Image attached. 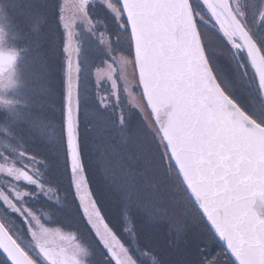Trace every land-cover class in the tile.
<instances>
[{
  "label": "snow or ice",
  "instance_id": "obj_1",
  "mask_svg": "<svg viewBox=\"0 0 264 264\" xmlns=\"http://www.w3.org/2000/svg\"><path fill=\"white\" fill-rule=\"evenodd\" d=\"M95 2L111 14L120 30L117 40L126 34L129 49L95 71L96 84L110 81L118 101L121 69L131 64L141 90L140 103L133 107L146 132L129 135L122 113L116 130L106 124L100 128L96 158L106 173L120 178L114 184L119 195L113 215L103 190L93 188L80 135L76 26L83 24L95 34L97 22L88 11L94 0H78L71 19L62 3L66 66L60 148L67 194L83 227L71 237L76 243L70 251L54 252L44 242L46 221L68 205L63 180L50 179L55 162L27 151L19 140L0 143V264H143L152 247L132 213L137 203L146 210L145 224L163 222L180 233L189 220H196L220 243L221 255L213 258L204 242L207 237H193L197 258L191 264H223L225 256L227 264H264V219L254 208L257 200L264 204V104L248 110L209 55L226 53L236 62L237 82H247L264 99V0ZM43 20V15L36 20V33ZM209 26L219 38L206 43L202 29ZM99 41L112 55L109 37L100 33ZM100 102L108 106L106 97ZM10 105L5 103L0 112ZM11 123L33 141L55 145V135H48L54 125L40 114L12 112ZM0 126L8 132L11 125ZM244 176L257 182L244 186ZM168 188L174 190L171 199Z\"/></svg>",
  "mask_w": 264,
  "mask_h": 264
},
{
  "label": "rangeland",
  "instance_id": "obj_2",
  "mask_svg": "<svg viewBox=\"0 0 264 264\" xmlns=\"http://www.w3.org/2000/svg\"><path fill=\"white\" fill-rule=\"evenodd\" d=\"M77 2L78 0H0V52L4 50L13 51L18 57L13 67L0 76V107L11 102L7 112H0V117L9 116L8 120L0 119V125L6 127L11 125L8 132L0 131V143L11 142L15 144L19 140L25 145L27 151L55 162V168L50 179L56 182L63 180L62 188L64 192L66 191L65 199L68 205L55 218L46 221L45 227L52 229L62 227L67 230H75L78 226L83 227L79 225V217L74 216V207L71 204L72 197L67 194L68 184L64 171V155L60 148L64 104L60 72L63 71L65 74L66 58L62 51L65 31L59 21V6L62 3L66 4L65 16L70 18V14L75 11L73 6ZM95 3L97 2L94 0V3L88 6V11L91 17L97 16L104 22L96 23L95 27L98 28L99 32L110 35V41H113L111 45L112 55H109L107 48L100 43L99 36L93 38V33L88 32L83 24L76 26V39L81 49L79 56L81 101L85 98L84 107L80 103V135L93 188L103 190L106 201L112 205L113 215H115L119 193L115 190L114 184L118 183L120 178L106 173L104 165L96 158L97 153L94 145L103 136L100 128L106 124L112 130H116L119 127L121 113L124 115L129 135L137 131L146 132V128L142 117L139 116L138 119L136 114L132 112L136 110L133 105L140 103V90L136 86L137 72L131 64H127L121 69L128 92L119 89L118 101L112 95L113 89L110 81L105 78L99 86L96 84L95 71L105 67L107 63H111L115 51L127 55L129 49L126 35L121 33L120 39L117 40L119 29L111 14L102 6L98 7V3ZM40 15H43L44 20L40 24L39 33H36L35 30L38 27L36 20ZM30 18L33 21L32 26L29 23ZM202 31L206 43L219 38V34L211 26L208 29H202ZM108 34L106 35L109 37ZM216 46L218 47V45ZM53 48L55 49L54 54ZM209 55L212 57V63L218 72L228 79L238 99L248 110L255 111L257 106L262 105L261 97L252 87L247 86V82H237L236 62L234 60H230L226 53L220 57L212 52ZM96 88L104 94L108 92L107 98L111 103L112 113L110 109L103 111L99 103L93 99L92 93L96 92ZM112 102L114 103L112 104ZM12 112H19L26 117L40 114L46 120H51L54 129L48 135H55V145L50 142L33 141L27 132H21L11 123ZM93 116L98 117V119H93ZM45 174L47 175V173ZM173 193L174 190L171 188L166 190L169 199L172 198ZM129 195L135 199L134 193ZM177 198L179 199V194H177ZM37 207H40L39 203ZM145 211L139 203L132 205V213L144 235L148 236L149 246L152 247V251L159 253L148 254L143 264H188L189 251L193 248V237H198L200 234L207 237L204 242L208 252L215 248L216 253L221 255V249L211 240V237L210 240L208 239L207 233L196 220H189L187 227L182 232L176 233L163 222L145 224ZM125 223L129 227L131 226L127 214H125ZM165 234L168 235L173 247L177 244L181 245L176 251L172 248L173 263L172 261L167 262L162 257L163 253L165 256L171 254L170 243L165 241ZM185 247H188L189 251L183 252ZM224 259L228 260L226 256ZM223 264H227V261H223Z\"/></svg>",
  "mask_w": 264,
  "mask_h": 264
},
{
  "label": "flooded vegetation",
  "instance_id": "obj_3",
  "mask_svg": "<svg viewBox=\"0 0 264 264\" xmlns=\"http://www.w3.org/2000/svg\"><path fill=\"white\" fill-rule=\"evenodd\" d=\"M42 167V166H41ZM62 187V186H61ZM63 189V188H62ZM48 228V227H46ZM78 235L77 230H70L65 229L62 227L58 228H48V232L45 234L44 242L54 251V252H60L61 250L67 249L71 250L74 247V244L76 243L71 239L72 236ZM167 235V234H165ZM173 246V245H172ZM172 246L170 244V253L168 256H165V253H163V258L169 262L172 261L173 263V252H172ZM86 247V246H85ZM188 247H185L183 252L189 251L187 249Z\"/></svg>",
  "mask_w": 264,
  "mask_h": 264
},
{
  "label": "water",
  "instance_id": "obj_4",
  "mask_svg": "<svg viewBox=\"0 0 264 264\" xmlns=\"http://www.w3.org/2000/svg\"><path fill=\"white\" fill-rule=\"evenodd\" d=\"M14 55L10 54H0V72H3L7 70L12 65V57ZM16 59V56H14ZM166 117H162V119H165ZM240 182L244 186H248L251 184L256 183L257 181L251 177V176H244L240 178ZM255 211L257 212V215L264 219V204H262L259 200H257L256 204L254 205Z\"/></svg>",
  "mask_w": 264,
  "mask_h": 264
},
{
  "label": "bare ground",
  "instance_id": "obj_5",
  "mask_svg": "<svg viewBox=\"0 0 264 264\" xmlns=\"http://www.w3.org/2000/svg\"><path fill=\"white\" fill-rule=\"evenodd\" d=\"M178 242V241H177ZM181 247V245L180 244H177V245H175L174 247L172 246V248L176 251V250H178L179 248ZM172 252H173V250H172ZM187 254V253H186ZM209 254L213 257V258H216V256H219V254H217L216 253V251L215 250H211V251H209ZM216 254V255H215ZM189 256H190V258H189V263L188 264H190L191 263V261H193L194 259H196L197 258V252H196V249H195V247L193 246V248L192 249H190V251H189ZM186 257V256H185ZM184 261V260H183ZM187 261V262H188Z\"/></svg>",
  "mask_w": 264,
  "mask_h": 264
},
{
  "label": "trees",
  "instance_id": "obj_6",
  "mask_svg": "<svg viewBox=\"0 0 264 264\" xmlns=\"http://www.w3.org/2000/svg\"><path fill=\"white\" fill-rule=\"evenodd\" d=\"M96 41V40H95ZM95 41H94V43H95ZM93 44V43H92ZM111 105V103L109 102L108 103V106H110ZM110 111H111V113H112V110L110 109ZM209 239V238H208ZM210 240V239H209ZM179 264V263H178Z\"/></svg>",
  "mask_w": 264,
  "mask_h": 264
}]
</instances>
